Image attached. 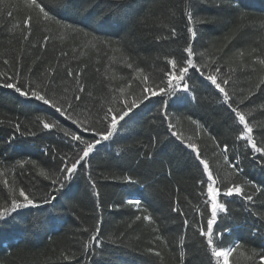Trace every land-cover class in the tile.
<instances>
[{
	"label": "trees",
	"instance_id": "trees-1",
	"mask_svg": "<svg viewBox=\"0 0 264 264\" xmlns=\"http://www.w3.org/2000/svg\"><path fill=\"white\" fill-rule=\"evenodd\" d=\"M28 2L0 0V210L13 198L22 200L21 188L38 206L16 209L0 220V264H216L194 227L206 228L210 204L205 203L203 166L188 143L197 145L221 177L232 171L223 160L228 146L226 155L240 170L232 181L243 184L253 201L221 197L230 203L214 225V233H223L216 243L225 249L241 244L230 264H259L258 257L245 260L239 252L264 254V157L236 139L242 126L205 77L219 68L218 78L229 79L230 103L245 114L254 139L264 146V65L259 63L264 60V0H42L59 24L42 22ZM29 15L31 35L25 40L23 22ZM46 35L51 39L45 44ZM190 44L196 66H207L202 74L189 70L183 82L189 90L181 86L172 96L145 102L70 181L63 187L52 184L63 166L60 157L76 150L61 131L44 130L36 117L90 141L99 137L30 95L3 87L5 82H51L50 98H71L83 85L82 102L72 116L83 120L91 109L92 126L102 129L95 123L101 105L106 109L114 101L122 107L119 90L131 100L140 93L144 75L159 84L170 69L167 59L182 63ZM169 123L182 134L180 140ZM30 130L37 134L29 135ZM41 169L49 179L39 175ZM125 175L136 183L124 182ZM46 196L56 199L45 204ZM128 199L141 201L140 209L127 205ZM144 215L152 221H144Z\"/></svg>",
	"mask_w": 264,
	"mask_h": 264
},
{
	"label": "snow or ice",
	"instance_id": "snow-or-ice-1",
	"mask_svg": "<svg viewBox=\"0 0 264 264\" xmlns=\"http://www.w3.org/2000/svg\"><path fill=\"white\" fill-rule=\"evenodd\" d=\"M30 10L35 11L36 16L44 23L52 22L55 20V17L50 14L49 10H46V5L42 3V0H30V2L26 5ZM189 24L193 23L192 16L189 15L188 17ZM56 23L59 24L58 20H55ZM24 27L27 30L28 34L23 36V39H29L31 35V25H32V16L29 15L27 19L24 20ZM71 28V26H67ZM173 29V33H174ZM187 31L191 34V37L195 39L196 32L194 31L193 27H188ZM51 38L49 36H44L43 40L45 44ZM43 46V45H42ZM184 52L187 54L186 58L183 59V62H179L176 59H167V64L170 66V69L163 73V77L159 84H155V82L151 79L150 76L144 75L141 81V91L138 95H135L131 100L127 98L124 93V89L121 88L119 91L124 98L120 101L122 107H116L115 102L113 101L110 106L106 109L101 105L98 110V118L95 120L96 124H101L104 127L102 129H98L92 126V122L90 119L91 109H86L85 119L80 120L78 118H73L72 113L75 112V109L80 106L82 102V96L78 93H83L85 91V87L83 85H79L76 92L73 93L72 97L69 98L67 95L61 96L56 98L54 95L52 98L48 95V90L51 87V82L45 83H28L22 84L19 80H15L14 82H5L3 87L14 89L15 92L19 93L22 97H28L29 95L31 98H34L37 101L43 102L44 105H48L49 107L53 108L56 113H59L61 116H65L66 118L70 119L71 122L77 125L78 128L83 129L84 131H91L93 137H99V139L94 140H87L82 137V135L77 134L75 131H69L61 128L58 123H51L46 122L44 118L37 116L36 120L40 125L43 126L44 130H58L61 131L64 137L68 138L70 142H72V148L76 151L72 156H68L67 154L60 157L62 162V167L59 168V174L57 179H52V184L60 183L61 187H63L64 181H70L75 173L79 170L80 167L88 160L90 155L94 153L97 149V146L101 144L102 141H108L113 134L116 132L118 125L122 121L126 122V118H130L136 109H138L141 105L145 102L150 101L151 99L157 96H172L177 92L178 89L181 88L182 90L187 92L188 85L183 83L185 78L188 76L189 70L194 69L196 72L202 74V68L207 66H202L198 68L196 63H194L193 57L195 52L193 51V47L190 44L188 47L184 49ZM5 64L8 63L7 60L4 61ZM259 63L264 65V60H260ZM128 67L131 68L132 65L128 64ZM140 71L139 69L137 70ZM221 70L216 68L213 73L208 74L205 79L210 81L211 85L215 87L219 91V93L223 94V102L224 104L228 105L230 111L234 113L235 119L239 125L242 126V131L236 137L237 140L245 141L246 145L251 149V151L255 154H258L260 157H264V146H260L256 140L254 139V129L250 126V123L246 119L245 114L239 110L238 106H232L230 101L232 100V96L226 90L227 85H229V79L220 80L217 76ZM17 76L19 73L16 74ZM51 75V72H49ZM68 76H73L74 74L69 71L67 73ZM13 77H6L7 80H12ZM261 83H264V80H261ZM260 85L258 84L257 87ZM131 87V85H129ZM68 89H65V93H67ZM75 101V104L73 103ZM240 103H244L243 100ZM102 113V114H99ZM80 113H77L79 116ZM195 123V121H193ZM168 129L171 131L172 136L176 137L178 140L181 139L180 133L173 130L174 125L169 123ZM15 130L17 133L21 132V124H15ZM37 133L36 131H29V135L35 136ZM183 142V141H182ZM219 146V145H218ZM186 147L189 148L194 154L196 160L199 162L200 165L203 166V173L206 175V183H207V200L205 201L206 204H210V218L207 219L206 228L200 225H194L196 230L199 233L200 237L204 238L206 242L207 250L210 252V256L212 259L215 260L216 264H230V258L233 256L234 253L237 252L238 249L241 248L240 243H236L233 247L225 249L223 247L218 246L216 243L217 237H222L223 233H214V225L217 223L218 217L220 214H227L228 208L227 204L230 203L229 200L221 201V197L224 198H231V197H240L247 202L253 201V196L247 194L245 186L241 183H237L232 181V175H239L240 170L238 165L232 163L229 157L226 155L228 151V146L224 145L222 149L223 160L224 164L227 165L228 169L232 171L227 175L221 177L218 174H214L213 170L211 169L209 162L202 158V155L195 143H188ZM261 165L264 166V160L260 161ZM21 166H23L21 164ZM39 175L44 177L45 179H49V175L43 169L39 171ZM123 181L128 184L136 183V180L133 179L131 175H125L122 177ZM204 183V181H200ZM5 186H7V181H5ZM255 187L257 192H260L261 189L259 187ZM95 188V185H93ZM94 195H98V193H94ZM18 196L22 198V200L13 198L11 200V206L3 208L0 210V220H4L5 217L10 216L11 213L15 212L16 209L20 208H27L37 207L38 205L35 201L31 198V196L21 188L18 192ZM56 197H48L44 198L45 204H52ZM127 205H135L136 208L139 210L141 201L128 199L125 201ZM173 212H177L180 215H185L179 208L173 207ZM197 211H199L197 209ZM203 216V213H201ZM137 220H140V216H136ZM144 221L151 222L152 218L149 215L143 216ZM36 225H38L39 221H34ZM184 225L187 227L189 225L188 219L183 221ZM99 229H97V234ZM97 239V235H93L90 240L95 241ZM159 239V237H157ZM183 243V240H181ZM89 246V242H85L84 247L87 248ZM152 251V249H149ZM157 256L160 255L159 252L155 253ZM181 257H183L184 253L181 252ZM241 257H244L245 260L255 261L258 257L259 264H264V254H259L256 252H252L251 255L245 256L243 251L239 252ZM67 259V257H65Z\"/></svg>",
	"mask_w": 264,
	"mask_h": 264
}]
</instances>
